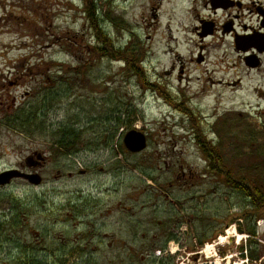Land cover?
I'll use <instances>...</instances> for the list:
<instances>
[{
    "label": "rangeland",
    "instance_id": "374dc122",
    "mask_svg": "<svg viewBox=\"0 0 264 264\" xmlns=\"http://www.w3.org/2000/svg\"><path fill=\"white\" fill-rule=\"evenodd\" d=\"M150 1L0 0V173L18 168L34 150L54 147V133L60 130L71 129L85 132L84 135L120 132L121 127L114 120L116 110L125 122L122 129L138 130L148 139L142 152L125 149L118 155L112 150L114 144L120 146L118 135L107 145L103 144L106 135H95V151L87 155L51 153L43 171L45 181L40 186L18 180L0 186V264H15L14 260L23 256L21 250L29 245L38 247L31 254L33 259L58 264V257L64 256L68 245H75L82 233L72 208L81 196L99 201L101 216L96 217H102L101 221L94 220V215L88 221L107 226L91 228L95 247L79 251L78 261L65 256L68 264H87L89 257L95 264H168L175 259L158 260L157 250L173 247L194 252L218 237L222 242L221 256L231 254L235 261L244 259L239 248L247 247L248 234L237 231L236 220L242 199L224 184L207 177L196 182L195 190L184 191L180 197L182 207L194 210L200 205L199 219L194 218L193 211L188 214L194 216H184V209L180 213L175 206V218L181 222L174 234L177 246L169 245L170 241H156L144 252H133L137 242L143 241L145 231L141 226L136 229V219L151 217L156 225L163 220L152 213L158 204L150 197L144 172L156 175L166 170L164 162L171 167L183 164L203 170L207 155L197 137L204 135L213 140L236 177L248 175L264 190V65L248 71L225 43L215 52H208L201 71L194 70L186 62L197 51L198 40L189 31L192 20L185 18L184 8L176 0H171L164 4L160 21L151 20L148 24ZM88 4L115 45L122 48L121 55H128L130 70H126L121 58L96 55L93 29L85 13ZM181 61H185V71H190V82L181 85L189 90L184 94L188 103L174 108L162 96L173 94L178 83L175 74L166 75L164 71H170L172 65L177 69ZM139 65L142 73L138 75L131 66ZM208 78L239 82L231 87L210 86ZM194 105H200L201 111ZM189 109L193 111L190 116ZM35 111L38 116L21 123L25 115ZM215 111L221 114L216 123ZM119 166L122 171L116 172ZM82 169L86 173L80 175ZM57 171L61 177H55ZM139 184L147 189L144 194L138 191ZM116 199L127 207L128 227L117 230L121 234L111 237L116 245L108 248L98 238L110 233L117 223L119 217L111 207ZM16 215V228L5 225L13 222ZM196 220L213 228H206L205 234L195 231ZM252 224L253 219H248L241 226L247 229ZM255 225L259 248L264 251V220ZM199 239L206 240L199 244ZM247 264H264V256L257 262L248 260Z\"/></svg>",
    "mask_w": 264,
    "mask_h": 264
},
{
    "label": "flooded vegetation",
    "instance_id": "af4514ba",
    "mask_svg": "<svg viewBox=\"0 0 264 264\" xmlns=\"http://www.w3.org/2000/svg\"><path fill=\"white\" fill-rule=\"evenodd\" d=\"M150 2L152 3V6L150 9H148L149 11H151L148 24H151V22L158 23L161 19V11L164 7V4L171 3V0H151ZM176 2L179 3L178 6L180 8H184L183 11L185 13V18L189 17L192 20L193 24L191 25V29H189V31L198 40V43H196V54H192L191 56H188V58H186L187 64L193 66L194 70L201 71L199 70V68L206 62L208 52H215L216 50L220 49L225 43L228 45V48H231V50H233L234 53L238 55V57L241 59V62H243L244 66L248 71L259 70L263 67L264 0H176ZM169 35L171 38L175 39L172 36V33H169ZM125 48L126 47H124L123 49L125 50ZM176 58L180 59V57ZM127 59V57H123L121 59V62L124 67H127V65L130 67L129 61H127ZM139 64H141V62ZM185 65V61H181V64L177 69L174 65H172L170 71H164V74L166 75L173 76L175 74L174 76L176 77V81L178 83V88L173 94H169L167 95V97L162 96L163 100L174 108H179L183 106V102L184 104L188 103L187 101H185L184 94L186 92H189V90L185 91V89L181 87L182 82H186L187 84L190 82V78L188 76L190 74V71H185ZM136 69L142 70L140 65ZM126 70H130V68L127 67ZM209 82L210 86L216 85L221 87H231L236 85L239 81L237 80V82H231L226 81L222 78L217 80L209 79L207 83ZM165 86L167 87L168 84L166 83ZM195 107L201 111L200 105H196ZM192 112V109H189L187 111V115H192ZM215 112L216 113H214L213 119L216 123L221 114L217 113V111ZM121 117L122 113H119L116 110L114 113V120L116 123L119 122V125L121 127L120 132H117L116 130L102 133L91 132L87 133V135H84L86 134L85 132H77L75 135H73L74 140L70 150L60 147L59 144L61 142L57 141L54 147L46 148L44 151H32L26 156L24 162L20 163L18 168L15 169H18L28 174H38L41 177L42 184L45 181L43 171L47 168L51 153L54 155L58 154L59 156L65 155L68 157H79L81 155H87L90 152L95 151V135H106L105 138L107 139L105 143H103L105 145L110 143L112 135L114 136L113 138H115V135H118L117 138L119 140L120 146H118V144H114L112 150L116 154L122 155V153H125L126 149L123 144V137L124 135H126L127 131L122 129V125L125 122L123 119H121ZM200 118L204 119L205 117L201 116ZM214 124H212V129L214 128ZM146 140H148L147 136ZM27 160L29 165L26 164ZM164 164L166 170L160 171L156 175L151 172H144L145 177L149 180L148 188H150V197L152 198V200L156 199V202L158 204L155 207L154 212L152 213L161 216L163 220L158 221V224L156 225L153 224V219L151 217L145 218L141 221H138L136 219V221L134 222L136 223V229L141 226L145 231L144 233H142L143 241L137 242V244L133 247V252H135V254L138 253V251L140 250L143 251L145 249H149L151 247V243L156 241L162 243H167V241L175 242L176 237L174 234L178 233L176 228H179L181 224V222L179 221L180 218H178V221L175 218V206H178V208L180 209V211L178 210V212L180 213H183L181 211L184 209V216H194L192 214H188V212L193 211V213H195L194 218L199 219L197 217L200 214V212H198V209L201 210L200 205L195 206L194 210L191 209L192 207L187 208L185 206L182 207L180 205V197L181 194L184 193V191H189L191 189L195 190L196 182L205 177L210 178L212 180H216L220 184H223L224 175L223 173H221V171L224 170L223 165H214V163L212 164L208 162V159L207 164L201 171L192 169L189 166H185L183 164L175 165L174 167H171L172 165H169L165 162ZM119 168L120 169H117L116 172L122 171V166H119ZM102 170L103 169H101V171ZM154 170L155 173L158 172L157 168ZM215 170L220 171V173H215ZM85 173L86 171L83 169L79 171L80 175H83ZM56 174V178L62 176L59 171H57ZM67 175L71 176V173H68ZM15 180L21 181L23 183H26V185L32 186L27 180L23 178H13L8 185H10ZM138 191H141V194H144L147 189H144V186H140L139 184ZM198 193L199 192H196V194ZM193 198L198 199V196H194ZM95 199L96 198H91L90 196H81L76 198L75 202L73 203V214L76 216L79 222L78 225L81 227L78 228V230H82V233L78 235V239L76 240L75 245H68V249L65 255L58 258V264H60V262H67L68 264V261H64L66 260L64 259L65 256H68V258L73 256V258H76V261H78L80 259L79 251L87 250L88 247H95V233H90V229L94 228L98 224V222L88 221L92 215H94V220L98 219L101 221L102 218L96 217L99 215L101 216V213L98 210L99 201ZM201 201L202 198H200V202ZM111 207L117 217H119L117 223L114 224V227L111 225L113 228L109 227L111 228L110 233H104L103 238H98V240H100L102 244L104 243V246L108 248H111L112 246L116 245L114 244L115 241L112 240L111 237H115L121 234V232L117 230H125L128 227V222L126 219V214L128 212L127 207L124 205V203L121 202V200L116 199V202L113 203ZM138 207L139 206H135L134 208L137 209ZM141 208H143V206ZM177 215H179V213H177ZM134 218L135 217H133L132 221H134ZM101 224L104 227L107 226V223ZM101 224L97 225L96 227L101 226ZM84 225H88L89 227L85 228ZM189 225H191V223H189ZM193 225H195V231L200 232H204L206 228H213V226L209 227L207 224L202 225L201 221L199 220L194 221ZM83 227L85 230L83 229ZM203 234H205V232ZM80 236L81 238L79 239ZM146 236H148V238L146 239V241H144ZM74 241L75 240H72L71 242L73 243ZM84 241L86 243H84ZM82 244L84 245L82 246ZM99 245H101V243ZM94 249L95 248H93L92 251H94ZM87 264H95L94 259H91L89 257Z\"/></svg>",
    "mask_w": 264,
    "mask_h": 264
},
{
    "label": "trees",
    "instance_id": "16d2710c",
    "mask_svg": "<svg viewBox=\"0 0 264 264\" xmlns=\"http://www.w3.org/2000/svg\"><path fill=\"white\" fill-rule=\"evenodd\" d=\"M86 16L90 20L91 28L93 29L94 38L96 41L94 48V51L96 55L102 56V57H115L118 59H122L123 57H127L128 55H121L122 48L120 46H116L115 43L112 41L109 34L103 29L99 18L95 15V10L92 8L90 4L87 5V9L85 11ZM129 53V50H127ZM125 52V51H124ZM130 57V56H129ZM128 60V59H127ZM132 67V72L135 74H140L141 70L136 69L134 66ZM38 116V113L32 112V115H25L24 119L21 120V123H26L31 117ZM118 126L119 122H118ZM28 130V126H27ZM77 132L71 129H64L60 130L58 132H55L54 135H56V142L60 141L59 144L60 147L69 149L72 147L74 136ZM113 135L111 136V140L113 139ZM98 141V140H97ZM197 143L199 146H201L202 150L206 153V157L208 159V162L214 163V165L222 164L224 170L221 171L223 173V184L228 187L232 192H236L240 195V198L242 199L241 204L238 205V227L241 228V230L244 231V233L248 234V240L246 241L247 247L242 246L239 249L241 252L246 251V255L241 254L242 257L246 256L250 261L257 262L262 259L264 256V251L259 248L260 244L258 243L256 239V233L257 228L255 223L262 219L264 220V190L263 186L258 182L254 180H251L250 177L244 176L243 174L239 176H235L233 173L234 171L231 170L226 166V163L222 159V155L219 152V148L213 144V140H208V137L206 139V136L203 135V137H197L196 138ZM216 169V168H214ZM215 173H220V171L215 170ZM248 213V214H246ZM18 216L13 217V222H9L5 225H12V228H16L18 226ZM248 219H253V224L247 229H242L241 224L243 222H248ZM148 236L145 237L144 241ZM206 239H199V244H203V242ZM54 247H51V249ZM57 249L59 247L57 246ZM38 251V247L35 245H29L27 247H24L21 250V253L23 256L21 258H18L14 260L15 264H45L41 261H37L33 259L32 253ZM46 250L43 251L45 253ZM144 252V250H143ZM45 255V254H44ZM133 255V254H132ZM59 258V257H58ZM45 259V258H44ZM159 260V259H158ZM161 261H165L163 259H160ZM66 261V260H64ZM143 262V261H142ZM152 262V261H151ZM153 263V262H152ZM169 264V262H167ZM48 264V263H46ZM60 264H67L64 262H60Z\"/></svg>",
    "mask_w": 264,
    "mask_h": 264
},
{
    "label": "water",
    "instance_id": "95a60500",
    "mask_svg": "<svg viewBox=\"0 0 264 264\" xmlns=\"http://www.w3.org/2000/svg\"><path fill=\"white\" fill-rule=\"evenodd\" d=\"M123 143L126 149L132 153H139L145 150L147 146L146 136L138 130L128 131L123 137ZM26 164L29 165L28 160ZM13 178H23L33 186L41 184V177L38 174H28L18 169H9L0 173V186L9 184ZM238 231L241 233L240 229Z\"/></svg>",
    "mask_w": 264,
    "mask_h": 264
},
{
    "label": "built area",
    "instance_id": "2783aa9c",
    "mask_svg": "<svg viewBox=\"0 0 264 264\" xmlns=\"http://www.w3.org/2000/svg\"><path fill=\"white\" fill-rule=\"evenodd\" d=\"M222 242L220 238L212 241V243L205 245L201 250L196 251L195 253H185L179 254L176 257V264H244L246 261H235L234 256L231 254H227L225 256H220L218 251ZM176 249L169 248L168 252L170 254H174ZM158 255L162 253L160 251L157 252ZM193 255H196L197 258L193 260ZM246 264V263H245Z\"/></svg>",
    "mask_w": 264,
    "mask_h": 264
},
{
    "label": "bare ground",
    "instance_id": "6f19581e",
    "mask_svg": "<svg viewBox=\"0 0 264 264\" xmlns=\"http://www.w3.org/2000/svg\"><path fill=\"white\" fill-rule=\"evenodd\" d=\"M229 234H235V232H233V233H229ZM237 235V237L239 238H241L242 236L241 235H239V234H236ZM242 239V238H241Z\"/></svg>",
    "mask_w": 264,
    "mask_h": 264
}]
</instances>
